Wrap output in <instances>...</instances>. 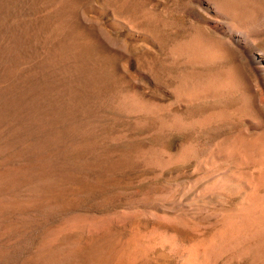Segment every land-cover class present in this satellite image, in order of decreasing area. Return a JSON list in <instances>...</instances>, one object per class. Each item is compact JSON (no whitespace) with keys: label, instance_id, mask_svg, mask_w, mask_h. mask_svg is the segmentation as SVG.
Returning <instances> with one entry per match:
<instances>
[{"label":"rangeland","instance_id":"obj_1","mask_svg":"<svg viewBox=\"0 0 264 264\" xmlns=\"http://www.w3.org/2000/svg\"><path fill=\"white\" fill-rule=\"evenodd\" d=\"M196 11L0 0V264H254L237 98L175 90Z\"/></svg>","mask_w":264,"mask_h":264},{"label":"bare ground","instance_id":"obj_2","mask_svg":"<svg viewBox=\"0 0 264 264\" xmlns=\"http://www.w3.org/2000/svg\"><path fill=\"white\" fill-rule=\"evenodd\" d=\"M194 2L200 10L196 15L203 28L177 43L173 55L188 63L217 62L218 65L211 70L191 69L180 74L175 89L179 95L176 94L237 98L240 136L235 142L229 141L226 152L233 153L235 148L238 154H249L252 160L255 175L250 252L254 264H264V190H261L264 186V0ZM235 52L239 61L233 59Z\"/></svg>","mask_w":264,"mask_h":264}]
</instances>
